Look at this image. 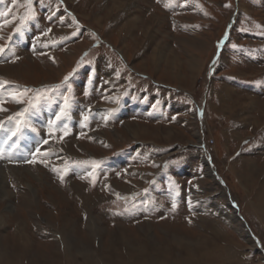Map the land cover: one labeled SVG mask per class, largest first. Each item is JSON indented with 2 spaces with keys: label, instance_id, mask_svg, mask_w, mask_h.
Instances as JSON below:
<instances>
[{
  "label": "rangeland",
  "instance_id": "374dc122",
  "mask_svg": "<svg viewBox=\"0 0 264 264\" xmlns=\"http://www.w3.org/2000/svg\"><path fill=\"white\" fill-rule=\"evenodd\" d=\"M0 47V264L249 252L231 148L264 143V0H0Z\"/></svg>",
  "mask_w": 264,
  "mask_h": 264
},
{
  "label": "crops",
  "instance_id": "0c3cea01",
  "mask_svg": "<svg viewBox=\"0 0 264 264\" xmlns=\"http://www.w3.org/2000/svg\"><path fill=\"white\" fill-rule=\"evenodd\" d=\"M223 108H225V106ZM222 133L221 131V134ZM262 144L264 145V143ZM262 144L258 142V144L247 148H242L234 144L231 148L232 150L241 149L242 152L248 151V153H252L256 156L255 158L242 157L241 160H232V163L235 162L233 166H235L236 172V177H234L237 182L235 183L236 188L237 190L239 189L238 185L242 188L241 194L234 193L236 194L239 209L251 230L250 233L252 236L250 237V241L252 247L248 248L247 250H249V252H244V254H241V251L237 252L235 248L224 247L222 249H217L218 256L219 253H223L222 260L224 263H229L230 261L232 264H264V179L262 177L261 180L259 179L261 176L259 177V175H256L258 171H260L259 168L261 166L262 168L264 167V153L255 152L261 149L263 146ZM225 147L227 150L231 146L229 147L227 145ZM251 148H253L254 151H251ZM258 155L260 159H258ZM230 160L231 159H229V161ZM232 163L230 165H232Z\"/></svg>",
  "mask_w": 264,
  "mask_h": 264
},
{
  "label": "snow or ice",
  "instance_id": "6c2138e0",
  "mask_svg": "<svg viewBox=\"0 0 264 264\" xmlns=\"http://www.w3.org/2000/svg\"><path fill=\"white\" fill-rule=\"evenodd\" d=\"M225 6L228 7L229 5H225ZM48 31L50 32L51 29H48ZM4 51H5V48H4V47H0V54H3ZM67 79H68V77H65V80H66V81H67ZM0 87H2V85H0ZM86 94H87V93H86ZM10 95H12L14 99H16V102H17V103L22 102L21 100H19V99L17 98V97H19V96L21 95L20 93H11ZM0 103H2V102H0ZM65 103H67V98H65ZM4 110H5V109H3L2 107H0V111H4ZM63 111H64V110L62 109V110H61V114H63ZM17 115L20 116V115H22V113H17ZM56 119L59 120V119H60V115H57ZM85 119H87V118H85ZM19 128H20V126H19V122H18V123H17L16 130L13 131V132L11 133V135L8 137L9 140H11L12 137L16 135V132L19 131ZM61 139H62V137H61ZM45 143H47V141H45ZM37 151H38V150H37ZM30 162L35 163V157H33V160L30 161ZM60 179H61V181H63V176H61ZM175 207H176V205L173 204V208H174V209H175Z\"/></svg>",
  "mask_w": 264,
  "mask_h": 264
},
{
  "label": "built area",
  "instance_id": "2783aa9c",
  "mask_svg": "<svg viewBox=\"0 0 264 264\" xmlns=\"http://www.w3.org/2000/svg\"><path fill=\"white\" fill-rule=\"evenodd\" d=\"M214 146H215V141L213 139L209 140L206 143V149L208 152H213L214 151Z\"/></svg>",
  "mask_w": 264,
  "mask_h": 264
},
{
  "label": "bare ground",
  "instance_id": "6f19581e",
  "mask_svg": "<svg viewBox=\"0 0 264 264\" xmlns=\"http://www.w3.org/2000/svg\"><path fill=\"white\" fill-rule=\"evenodd\" d=\"M248 112H249V111H248ZM18 236H19V235H18ZM24 241H25V240H24ZM22 244H24V243H22ZM24 246H25V245H24ZM24 248H26V247H24ZM24 248H23V249H24ZM23 249H21V250H23ZM25 250H27V249H25ZM6 255H9V253H8V254L6 253ZM18 255H19V254H18ZM19 256H20V255H19ZM22 257H23V256H22ZM22 257H21V259H22Z\"/></svg>",
  "mask_w": 264,
  "mask_h": 264
},
{
  "label": "water",
  "instance_id": "95a60500",
  "mask_svg": "<svg viewBox=\"0 0 264 264\" xmlns=\"http://www.w3.org/2000/svg\"><path fill=\"white\" fill-rule=\"evenodd\" d=\"M209 162V161H208Z\"/></svg>",
  "mask_w": 264,
  "mask_h": 264
}]
</instances>
